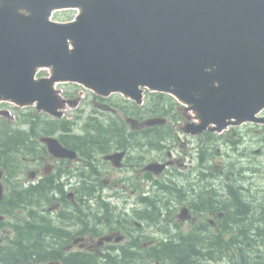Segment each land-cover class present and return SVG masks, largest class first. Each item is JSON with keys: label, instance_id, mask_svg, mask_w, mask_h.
Returning <instances> with one entry per match:
<instances>
[{"label": "flooded vegetation", "instance_id": "obj_1", "mask_svg": "<svg viewBox=\"0 0 264 264\" xmlns=\"http://www.w3.org/2000/svg\"><path fill=\"white\" fill-rule=\"evenodd\" d=\"M93 98L89 113L79 99L69 119L84 113L96 133L76 131L78 122L73 131H56L51 116H0V252L35 254L21 264H178L166 252L190 251L202 237L210 257L201 264H264L256 251L264 202L245 184L242 165L215 163L230 149L246 155L254 126L210 132L199 161L198 138L182 133L188 119L169 117L162 150L152 156L146 118L131 106L135 116L122 119L113 97ZM45 126L47 132L33 131ZM48 138L67 155L52 153ZM122 152L120 161L109 158ZM152 163L165 167L150 171ZM185 208L190 215L182 221ZM246 235L251 247L242 252L237 245Z\"/></svg>", "mask_w": 264, "mask_h": 264}, {"label": "water", "instance_id": "obj_2", "mask_svg": "<svg viewBox=\"0 0 264 264\" xmlns=\"http://www.w3.org/2000/svg\"><path fill=\"white\" fill-rule=\"evenodd\" d=\"M63 9L78 10L75 20L52 21ZM41 69L51 75L36 80ZM57 83L138 104L144 89L169 94L191 113L184 127L191 135L262 122L264 0H0V103L37 104L61 117L66 101ZM45 141L67 155L56 140ZM2 191L0 183V199ZM180 218H189L188 209Z\"/></svg>", "mask_w": 264, "mask_h": 264}, {"label": "rangeland", "instance_id": "obj_3", "mask_svg": "<svg viewBox=\"0 0 264 264\" xmlns=\"http://www.w3.org/2000/svg\"><path fill=\"white\" fill-rule=\"evenodd\" d=\"M78 11L77 10H62V11H56L53 14L52 20L55 22H60V23H67L75 19L77 16ZM49 76V71H42L38 77H48ZM58 89L64 91V92H72L75 94L74 99H85V101H82L83 104L84 102H87L86 104L89 103V105L85 106V113H89L92 109V104H93V96L90 91V94H87L85 92H88L87 90H84V92H79L82 87L79 85H74V84H60L58 85ZM147 92L145 93V95ZM113 100H121V101H126V98H124L122 95L118 94L113 96ZM70 100V99H68ZM71 101V100H70ZM12 112V115L17 116L19 110L24 113H29L31 111V114H34L36 117H39L40 119H43L47 117V115H42L44 113L38 112L35 107L34 109H17L14 105L6 107ZM68 111L67 112V118H72L74 116V113L76 111L75 106L72 104H69L67 107ZM177 115L182 116L184 119L187 120L188 114L185 113L184 107H176L174 109ZM29 114V115H31ZM116 116H120L122 119H124V114L121 112H115ZM15 116L13 118L15 119ZM109 116H114L113 114H109ZM17 119V117H16ZM15 119V120H16ZM38 119V118H37ZM85 121L82 119L78 121V127H80ZM125 123V120H123ZM27 127H25L26 129ZM251 129V133L249 134V143H248V150L246 152V155H242L244 151H233L232 149L229 150V156H226L224 158L220 157L219 154L215 155V163L219 164V160L224 161V166L234 163V164H240L243 166L244 171H243V176L245 178V184L253 189V195H257L258 197L261 196L262 202H264V125H260L258 127L254 128H249ZM76 131H80L79 129H76ZM205 136V135H204ZM204 136H201L197 139L198 143V149L201 148V146L207 142L208 137L203 138ZM196 141V140H195ZM194 141V142H195ZM182 144V142H181ZM195 147L194 145H192ZM258 150H261V153H256ZM153 151H151V155L153 156ZM261 191V195L258 194V192ZM186 229V227H185ZM261 238V237H260ZM256 251L260 252L259 255L261 256L260 261H264V242L260 241V243L256 246ZM226 260H228L226 258ZM228 264V263H227Z\"/></svg>", "mask_w": 264, "mask_h": 264}, {"label": "trees", "instance_id": "obj_4", "mask_svg": "<svg viewBox=\"0 0 264 264\" xmlns=\"http://www.w3.org/2000/svg\"><path fill=\"white\" fill-rule=\"evenodd\" d=\"M123 105V104H121ZM125 106V105H123ZM179 104L170 96L161 94V93H154L150 94L146 101V110H144V113L146 116H157V117H166L171 114V110L175 109ZM123 112L126 115H132V113L126 108L123 109ZM90 120L83 123V132L86 133H96L98 131L101 132V130H93L89 129L90 126ZM54 128L61 131H72L73 130V124L69 121L64 120H55L53 122ZM34 131H37L34 129ZM152 133V142L151 149L161 150L162 146L160 145V142L163 141L162 138H164L162 135H160L163 132L162 127H156L150 130ZM200 159L203 157V152L200 154ZM264 238V237H263ZM250 236L246 235L244 236L243 240L246 241L244 243H241V245H237L239 251H246L251 247L250 243ZM201 241H206L205 238L200 239L199 245H194L190 251H169L166 252L167 256L170 258L171 262H177L178 264H201L200 261H207L210 257V252L208 251L207 247L203 246V243ZM264 242V241H263ZM232 249V244L226 243V251ZM243 254V253H242ZM32 256L34 257L35 254L31 252L26 253H5L0 252V264H21L26 261L31 260ZM212 258V257H211ZM215 259V258H213ZM43 261H47V258L44 256Z\"/></svg>", "mask_w": 264, "mask_h": 264}, {"label": "bare ground", "instance_id": "obj_5", "mask_svg": "<svg viewBox=\"0 0 264 264\" xmlns=\"http://www.w3.org/2000/svg\"><path fill=\"white\" fill-rule=\"evenodd\" d=\"M262 243H263V241H262ZM247 250H248V249H247ZM247 250H246V251H247Z\"/></svg>", "mask_w": 264, "mask_h": 264}]
</instances>
